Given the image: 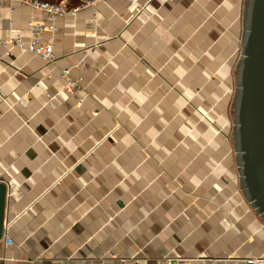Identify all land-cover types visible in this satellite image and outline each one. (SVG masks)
<instances>
[{"label": "crops", "instance_id": "0c3cea01", "mask_svg": "<svg viewBox=\"0 0 264 264\" xmlns=\"http://www.w3.org/2000/svg\"><path fill=\"white\" fill-rule=\"evenodd\" d=\"M139 1L143 10L101 0L59 19L53 64L0 46L12 241H0V264H107L111 251L141 264H264V218L218 130L246 0ZM32 19L47 22L22 0H0V38L28 39ZM68 67L82 78L73 94L60 75Z\"/></svg>", "mask_w": 264, "mask_h": 264}, {"label": "water", "instance_id": "95a60500", "mask_svg": "<svg viewBox=\"0 0 264 264\" xmlns=\"http://www.w3.org/2000/svg\"><path fill=\"white\" fill-rule=\"evenodd\" d=\"M232 140L241 188L264 218V0H246ZM8 185L0 180V240L6 232Z\"/></svg>", "mask_w": 264, "mask_h": 264}, {"label": "built area", "instance_id": "2783aa9c", "mask_svg": "<svg viewBox=\"0 0 264 264\" xmlns=\"http://www.w3.org/2000/svg\"><path fill=\"white\" fill-rule=\"evenodd\" d=\"M22 1L28 3L35 9L43 11L46 14L47 22L36 19L28 21V27L30 31V37L28 39L24 38L21 34L8 36L5 38H0V46L4 49V53L7 56L12 55L13 52L18 49L37 55L43 61L53 64L56 60L54 46L56 42L55 34L58 29L57 21L67 16L75 17L81 9L92 7L101 0H81L79 4L74 6L69 5L66 0L62 2H50L43 0ZM163 1L168 2L171 0ZM131 4L137 5L139 10L144 9V6L140 3L139 0H131ZM45 33H48L46 39L43 38ZM83 63L84 62H82V64ZM71 69L72 67L64 68L60 72L61 77L66 81L63 90L69 94L75 93L76 90L81 87L82 81L81 77L74 78L72 76ZM4 237L6 238L8 243H12L11 239L7 237L6 232L3 235V238ZM105 260L108 261L107 264H130V262L138 261L139 259L135 256L123 257L112 253L110 257L105 258ZM231 260V257L214 259V264H216V262H223L224 264H226ZM235 260L237 261V259ZM202 262V258L165 257L163 259H160L157 264H202ZM246 262L247 264H258L260 260L258 258H251Z\"/></svg>", "mask_w": 264, "mask_h": 264}, {"label": "rangeland", "instance_id": "374dc122", "mask_svg": "<svg viewBox=\"0 0 264 264\" xmlns=\"http://www.w3.org/2000/svg\"><path fill=\"white\" fill-rule=\"evenodd\" d=\"M60 2H62V1H60ZM67 3L69 4V2H67ZM240 40L242 41L241 37H240ZM241 41H240L239 61H240V58H241ZM236 90H237V83H236V75H235L233 86H231L229 91H228L230 98L228 99L226 97L228 101H227V103L225 105V109L222 112V114L225 117L224 118V123H223V126L218 128L219 133H221L224 136H226L227 137V141H228V142H225V144H224L222 149L232 150L233 152L236 151L235 145H234L233 140H232V134L234 132L236 112L232 111V105H233V101H234V98H235ZM223 97H225V96L223 95ZM238 179L240 181V179H241L240 175L238 176ZM112 253H114V252H112V251L109 252L107 254V256H105V257L106 258L110 257V255ZM136 263H139V260L138 261H134V262H130V264H136Z\"/></svg>", "mask_w": 264, "mask_h": 264}, {"label": "trees", "instance_id": "16d2710c", "mask_svg": "<svg viewBox=\"0 0 264 264\" xmlns=\"http://www.w3.org/2000/svg\"><path fill=\"white\" fill-rule=\"evenodd\" d=\"M43 1H50V2H60L63 0H43ZM67 2H69V5L74 6L80 3L81 0H66ZM136 264H141V263H136Z\"/></svg>", "mask_w": 264, "mask_h": 264}]
</instances>
